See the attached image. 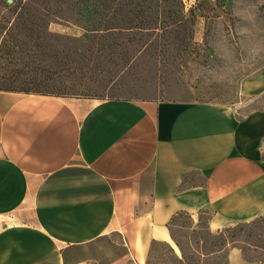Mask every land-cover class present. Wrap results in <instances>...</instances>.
I'll return each instance as SVG.
<instances>
[{"label": "crops", "instance_id": "obj_1", "mask_svg": "<svg viewBox=\"0 0 264 264\" xmlns=\"http://www.w3.org/2000/svg\"><path fill=\"white\" fill-rule=\"evenodd\" d=\"M239 94L264 98V68ZM237 105L0 89V264L139 263L153 240L177 253L179 213L264 214V105Z\"/></svg>", "mask_w": 264, "mask_h": 264}, {"label": "rangeland", "instance_id": "obj_2", "mask_svg": "<svg viewBox=\"0 0 264 264\" xmlns=\"http://www.w3.org/2000/svg\"><path fill=\"white\" fill-rule=\"evenodd\" d=\"M36 1L48 22L0 5V89L212 101L239 113L264 105L239 94L241 79L264 68V0H193L187 10L183 0ZM208 215L171 223L189 264H225L231 248L264 259V214L218 229ZM168 244L154 240L145 259L125 264H181Z\"/></svg>", "mask_w": 264, "mask_h": 264}, {"label": "trees", "instance_id": "obj_3", "mask_svg": "<svg viewBox=\"0 0 264 264\" xmlns=\"http://www.w3.org/2000/svg\"><path fill=\"white\" fill-rule=\"evenodd\" d=\"M0 5L3 6L4 8L12 10L16 14V16H18L20 14L22 15L24 13L31 15L32 13L35 14V12H36V13H38L36 15V17L39 20H42L44 22L49 21V17L51 14L48 6H43L42 8L41 7L39 8V5H38L36 0H17L14 4L8 3L6 1H2L0 3ZM30 20L32 21V19H30ZM34 24H36V23H34ZM179 214H182V213H179ZM179 214H177V215H179ZM177 215L173 218V220L177 217ZM173 220L171 221V223L173 222ZM171 223H170V226H171ZM170 234H171V237L174 240L175 244L178 246V248L181 251L180 254L176 253L174 248L170 244H168L172 254L181 264H189L184 258V252H183V248H182L181 244L174 237V235L171 232V229H170Z\"/></svg>", "mask_w": 264, "mask_h": 264}, {"label": "water", "instance_id": "obj_4", "mask_svg": "<svg viewBox=\"0 0 264 264\" xmlns=\"http://www.w3.org/2000/svg\"><path fill=\"white\" fill-rule=\"evenodd\" d=\"M11 1V0H8ZM184 1V9L187 10L188 7L191 5V3L193 2V0H183ZM5 218L4 217H0V221H4Z\"/></svg>", "mask_w": 264, "mask_h": 264}]
</instances>
